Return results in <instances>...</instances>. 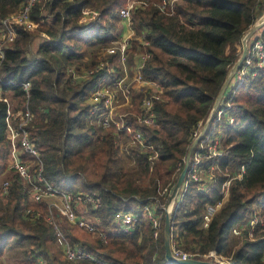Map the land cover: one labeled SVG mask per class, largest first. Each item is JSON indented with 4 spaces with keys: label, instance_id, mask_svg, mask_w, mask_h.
<instances>
[{
    "label": "trees",
    "instance_id": "trees-1",
    "mask_svg": "<svg viewBox=\"0 0 264 264\" xmlns=\"http://www.w3.org/2000/svg\"><path fill=\"white\" fill-rule=\"evenodd\" d=\"M25 1L0 0V24ZM125 1L38 0L30 18L46 38L32 51L37 33L18 29L16 40L3 48L0 62L2 81L15 84H4L3 90L19 105L23 101L20 84L30 82L29 108L35 118L29 131L40 154L42 176L61 192L97 195L100 206L91 212L105 230L114 227L116 214L135 205L142 207L152 198L167 203L193 133L208 118L239 56L242 36L264 12V0H175L163 11L159 6L165 0H138L142 5L132 11L130 23L148 42L150 58L142 74L162 86L163 95L154 103L156 122L135 125L153 146L156 160L151 162L147 154L132 149L134 165L125 169L118 142L126 138L88 124L89 82L75 83L68 73L69 67L79 70L94 64L117 36L119 9ZM86 9L96 14L81 24ZM218 109L222 113H213L202 140L222 132L219 155L200 161L201 172L212 170L213 177L209 185L204 179L185 177L187 186L179 191L178 206L172 210L171 242L194 258L214 251L229 256L231 264H264V67L244 76L224 95ZM5 112L6 105L0 101V174L9 153ZM11 177L6 200L0 198V258L17 251V264H41L40 260L76 264L66 261L56 245L53 227L44 217L46 207L39 204V216L25 213L26 193L17 177ZM227 181V199L203 226L207 208L222 201ZM259 199L263 205L254 211L251 207ZM163 222L164 211L154 237L140 209L131 233H110L106 242L91 240L77 226L64 235L71 245L108 264H168ZM236 226L245 229L241 239L233 240L231 231Z\"/></svg>",
    "mask_w": 264,
    "mask_h": 264
},
{
    "label": "built area",
    "instance_id": "built-area-1",
    "mask_svg": "<svg viewBox=\"0 0 264 264\" xmlns=\"http://www.w3.org/2000/svg\"><path fill=\"white\" fill-rule=\"evenodd\" d=\"M36 1L38 0H26L17 10L10 13L2 20L0 29V62L3 59L2 43L4 41L10 42L16 38L18 29L32 30L37 27L38 24L33 22L30 18V12ZM174 1L175 0L163 1L159 6L160 11L165 9L167 3L171 6ZM135 2H137V5H135ZM138 4L142 5V2L138 0L134 2L128 1L126 5L119 10V17L128 22L127 27L130 29L132 41L134 30L131 27L130 19L132 11L136 6H139ZM90 10L86 9L83 12L80 20L81 24H87V18L95 16L96 11ZM43 36L46 38V35L43 34ZM129 38L130 37H127L120 42L115 41L116 43L115 45L113 44L114 46H106L105 49L99 53L100 56L96 59L95 63L88 68L76 70L74 67H69L68 73L75 83L83 81L89 82V94L86 98V103L89 107L88 124L99 126L103 129L113 130L117 138H126V141L121 140L118 142L123 144V146L119 144V149H123L127 152L129 148H135L147 154L148 159L153 162L157 158V153L152 145L146 143L144 133L140 128H137L135 124L150 126L156 122L153 107L154 103L162 98L163 88L158 83L144 77L142 74V69L150 58V53L147 51L148 42L143 39V36L134 38L137 41L134 43L137 46V50L134 55L135 57L132 59V68L129 69L127 67L130 60L129 49L131 41ZM253 59L259 63V66L264 64V29L261 35L254 36L253 41L248 46L246 57L241 67L232 78L234 82L243 79L246 72L253 73L256 71L252 69L253 65H251V63ZM4 84L11 86L15 84L12 81H2L0 75V101L6 105L4 124L6 138L9 143L8 164L6 169L13 176L17 177L26 193L29 208H26L25 213L32 215L34 206L42 204L46 197L54 196L60 198L61 205L58 210L69 223L89 233L98 235V238L103 241H105L108 233H130L133 231L137 220L135 212H119L114 217L113 229L107 231L102 230L97 224H91L79 218L74 207L75 202H82L87 206H91L93 209L98 208L100 206V199L97 195L91 193L77 192L71 194L61 192L44 179L42 176L43 166L40 154L35 146V142L30 137L29 131L34 118L29 108L30 82L24 81L20 84L23 91V101L19 107L15 108L12 107L10 99L5 95L6 91L3 90ZM133 104H135L134 108L136 111H134V108L132 109ZM119 105L126 107L123 112L118 111ZM216 111L218 116L222 113L221 109H217ZM218 119L219 117H217L216 120ZM198 134L199 130L195 131L193 133V139L197 137ZM214 138L207 141L201 140L193 150L190 157V166L186 175L189 181H200L203 179L200 170V161L202 158L219 155V149L217 148L218 143ZM206 150L208 152L205 153ZM10 181L11 179L8 178L2 181L0 191L5 196L7 195ZM186 186L187 182L184 181L180 190L183 192ZM199 188L205 190V186H200ZM162 193L166 194V190L164 189ZM181 193L178 195L177 199L172 202L171 210L178 206V198L181 197ZM169 194L168 192L167 195ZM165 205L161 204L157 198H152L150 203H142L141 208L146 213L148 221L154 230V237L157 236ZM220 205L221 203L218 202L215 206L218 208ZM215 206L208 207L207 214L204 216L203 226L207 225V221L215 211ZM54 208L53 205H50L47 221L53 227L55 243L62 251L65 260L73 263L87 262L92 264H108L103 260L96 259L80 246L71 245L66 240L62 228H60L54 218L53 212H51V209L54 210ZM153 209H155V212ZM171 247L173 255L180 259L185 260L194 258L191 254L179 249L175 243L172 244L171 242ZM206 255L210 258H215L216 254L214 251H209ZM215 261L217 262L219 260ZM40 263L45 264L43 260H40ZM218 264L224 263L219 262Z\"/></svg>",
    "mask_w": 264,
    "mask_h": 264
},
{
    "label": "rangeland",
    "instance_id": "rangeland-1",
    "mask_svg": "<svg viewBox=\"0 0 264 264\" xmlns=\"http://www.w3.org/2000/svg\"><path fill=\"white\" fill-rule=\"evenodd\" d=\"M128 1H130V2H134V1H136V0H126L125 1V3H124V5H126V3L128 2ZM123 5V6H124ZM133 5V4H132ZM135 5H137V2H135ZM138 5H140V4H138ZM122 6V7H123ZM88 10H90V9H88ZM93 10V9H92ZM92 10H90V11H92ZM120 10V9H119ZM14 12V11H13ZM264 13V12H263ZM131 16H132V14H131ZM87 17H88V15H87ZM94 17L92 16V17H89V18H87V23H89L92 19H93ZM127 25H128V22L126 21V20H122L121 18H120V22H119V24H118V26H117V31H116V33H117V36L115 37V38H112L111 39V41L108 43V46H112L113 44L115 45V41H117V42H120L121 40H123V39H125V38H127V37H130L129 39H130V49H129V56H130V58L136 53V50H137V46L134 44L135 43V39L134 38H136V37H139L140 38V36L139 35H137L136 33H135V31H134V37H133V41H132V38H131V36H130V29H128V27H127ZM264 26V25H263ZM262 26V27H263ZM262 27H260V29H258L257 31H255L251 36H250V38L247 40V48H248V46L251 44V42L253 41V38H254V36H259V35H261V32H262V30L264 29V28H262ZM37 28H38V25H37V27L36 28H34V29H32V30H25V31H30V32H34V33H37V38L32 42V44H31V49H32V51H34V50H36V48H37V46H38V44H39V42L41 41V39L42 38H45L44 36H43V33H41V34H39V32H37ZM0 29H1V24H0ZM24 31V30H23ZM115 33V34H116ZM45 35V34H44ZM104 35H107L106 33L104 34ZM16 38H17V35H16ZM16 38H14L12 41H4L3 43H2V47L4 48L5 46H7V45H9V44H11L14 40H16ZM113 45V46H114ZM240 53H241V51H240ZM240 53H239V55H240ZM89 59H90V56H88L87 57V59H86V61H89ZM131 63H132V60L130 59L129 60V62H128V68L129 69H131L132 67H131ZM251 65H253L252 66V69L255 71V70H257L258 68H263L264 67V64H262L261 66H259V63L258 62H256V61H254V59L252 60V63H251ZM255 72H253V73H251V72H246L244 75L246 76V75H251V76H253V74H254ZM240 82H242V79H240V81H238V82H234V80L232 79V81H230V83H229V85H228V87H227V89L225 90V93H224V95H226L227 93H229V91L231 92V91H233V87H235V85L236 84H238V83H240ZM5 95L7 96V98L8 99H10V103H11V105H12V107H19L20 105H19V100H17V99H12V94L11 93H8V92H5ZM4 95V96H5ZM224 97V96H223ZM135 107V104H133V107H132V109ZM126 107L125 106H123V105H119V107H118V111L119 112H123L124 111V109H125ZM134 111H136L135 110V108H134ZM33 117L35 118V115H33ZM34 118H33V120H34ZM89 120V119H88ZM135 125H137V124H135ZM204 125V124H203ZM203 125H202V127H203ZM202 127L199 129V132H200V130L202 129ZM105 130H110V129H105ZM113 131V130H112ZM114 132V131H113ZM115 133V132H114ZM199 135V134H198ZM221 136H222V132H220V134L219 135H217L214 139H215V141H217V143H218V147H219V145H220V138H221ZM196 138V137H195ZM193 140V139H192ZM119 144H120V146H123V144L122 143H118V146H119ZM217 147V148H218ZM132 149L133 150H136V149H134V148H129V150L126 152V151H124L123 149H119V147H118V152H119V154L123 157V160H124V168L125 169H127V168H129V167H131V166H133L134 165V162H133V160H131L132 159V157H131V151H132ZM220 152V151H219ZM143 153V152H142ZM212 170H208V171H206V172H202V178L204 179V181H206V183L209 185L210 184V179L209 178H212L213 177V171L211 172ZM1 174L3 175V173L1 172ZM0 174V178H2L3 176ZM4 179L2 178V179H0V187L2 186V181H3ZM228 184H229V181H227L225 184H224V186L226 187V189H225V191H224V196H223V199H222V201H220V203H221V205L217 208V206H215L214 208H215V211L213 212V213H215L217 210H219L220 209V207L223 205V203L225 202V200L227 199V187H228ZM159 185H160V183H159ZM205 189H206V187H205ZM78 193H88L89 194V192H87V191H77ZM76 192V193H77ZM170 192H171V190H170ZM169 192V193H170ZM169 196V195H168ZM0 198H2L1 196H0ZM58 199H59V197H57ZM167 199H168V197H167ZM52 204H55V203H52ZM81 204L83 205V207H87V210L89 209V212L91 213V217H96L94 214H92V210L91 209H93L91 206H87L86 204H83L82 202H81ZM41 205V204H40ZM50 205L51 204H46V203H44L43 204V206H45L46 207V212H45V214H44V217L46 216V219H47V217H48V213H49V207H50ZM263 205V202H262V200H257L253 205H252V209L254 210V211H257V210H259V208L261 207ZM39 205H37V206H34V208H33V214H35L36 216H39V214L41 213V211L39 210V211H36V208H39L38 207ZM75 207V206H74ZM73 207V208H74ZM209 207H211V206H209ZM139 209H142V208H139ZM208 209V208H207ZM77 211V210H76ZM51 212H53V215H54V218H55V220H57L58 222H60V225L62 226V230H63V232H67L68 230H70V229H72L71 228V226H74V225H72L71 223H69L68 221H67V219L62 215V217H60V215H59V212L60 211H58V209H56V208H54V210L53 209H51ZM32 214V215H33ZM206 214H207V212H206ZM58 215H59V217H58ZM97 218V217H96ZM93 219V218H92ZM97 220H98V218H97ZM97 225H99V220H98V224ZM160 228V227H159ZM101 229V228H100ZM113 229V228H112ZM112 229H110V230H112ZM245 229V227H243L242 229H239L237 226L236 227H234L233 229H232V231H231V236H232V239L234 240V239H241L242 238V236L240 235L241 233H242V231ZM83 230V229H82ZM102 230H105V229H102ZM108 230V229H107ZM107 230H105V231H107ZM159 230V229H158ZM83 232L84 233H86V234H88L89 236H90V239L91 240H94V239H99L98 238V235H96V234H94V233H89V232H87V231H85V230H83ZM132 232V231H131ZM130 232V233H131ZM112 234H115V233H112ZM108 235H109V233H108ZM108 235H106L107 237H108ZM107 237L105 238V241H103V240H101V239H99V240H101V241H103V242H106V240H107ZM18 253L19 252H14V251H10V252H8L6 255H4L3 257H1L0 258V263L1 264H17L16 263V258L18 257ZM216 254V253H215ZM216 258V259H215ZM215 258L213 257V258H210V257H208L207 255H203L200 259H205V260H210V261H215V260H219V261H217L218 263L219 262H221V263H224V264H231L230 262V257L229 256H222V255H219V254H216L215 255ZM216 262V261H215ZM76 264H92V263H87V262H82V263H76Z\"/></svg>",
    "mask_w": 264,
    "mask_h": 264
},
{
    "label": "water",
    "instance_id": "water-1",
    "mask_svg": "<svg viewBox=\"0 0 264 264\" xmlns=\"http://www.w3.org/2000/svg\"><path fill=\"white\" fill-rule=\"evenodd\" d=\"M264 25V13L257 19V21L250 26V28L245 32V34L241 38V53L236 59V61L233 63V65L230 67L228 74L221 85L219 92L217 94V97L213 103L212 109L209 113L208 118L206 119L202 129L199 132V135L192 140L190 143L187 152L185 154L184 160H183V167L180 171L179 175L177 176V179L171 189V192L168 196L167 203L165 205L164 209V222H163V247H164V260L168 264H218L215 261L205 260V259H199V258H188V259H180L173 255L172 253V247H171V219H172V210H171V204L174 202L178 195L179 191L181 189V186L185 180V177L187 175L189 166H190V157L193 152V150L196 148L197 144L202 140L206 129L208 127L209 121L213 115V113L218 109V105L220 104L225 90L227 89L231 79L233 78L234 74L237 72V70L241 67L247 53V40L250 38V36L260 29Z\"/></svg>",
    "mask_w": 264,
    "mask_h": 264
},
{
    "label": "crops",
    "instance_id": "crops-1",
    "mask_svg": "<svg viewBox=\"0 0 264 264\" xmlns=\"http://www.w3.org/2000/svg\"><path fill=\"white\" fill-rule=\"evenodd\" d=\"M135 55V54H134ZM132 56L130 59L132 60L133 59V57H135V56ZM210 171V170H209ZM3 179H6V178H8V179H10V178H12L11 176H12V174L9 172V171H7V169H5L3 172ZM2 178H0V179H2ZM0 196L2 197V198H4L3 200H6V196L5 195H3L2 193H1V191H0ZM44 203H48V204H51V205H53L56 209H58L59 208V206L61 205V201H60V198L58 199L57 197H54V196H51V197H46L45 199H44V201L42 202V204H44ZM52 203H55V204H52ZM74 206H75V209L77 210V213H78V216H79V218H81V219H83V220H85L86 222H88V223H91V224H98V220H97V218L96 217H91V213L89 212V209L87 210V207L85 208V207H83V205L81 204V202H75V204H74ZM139 208H141L139 205H135L133 208H132V210L131 211H133V212H135L136 213V215H137V212H139L140 211V209ZM59 211V210H58ZM153 211L155 212V209H153ZM59 215H60V217H62V215H61V213L59 212ZM59 215H58V217H59ZM93 218V219H92ZM57 221V220H56ZM149 222V221H148ZM57 223H58V225L60 226V228H62V226L60 225V222H58L57 221Z\"/></svg>",
    "mask_w": 264,
    "mask_h": 264
}]
</instances>
